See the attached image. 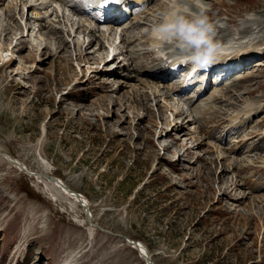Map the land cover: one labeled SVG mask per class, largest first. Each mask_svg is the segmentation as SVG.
<instances>
[{
    "label": "rangeland",
    "instance_id": "obj_1",
    "mask_svg": "<svg viewBox=\"0 0 264 264\" xmlns=\"http://www.w3.org/2000/svg\"><path fill=\"white\" fill-rule=\"evenodd\" d=\"M4 1V8L0 6V9L5 11L18 3L20 14L15 18L18 29L12 20L2 15L4 11H0V264H63L67 260L64 264H148L147 257L140 251L141 246L133 248L135 242L145 246L154 264H264V221L261 222V217L260 220L254 218L253 212L245 207L253 205L250 198L264 194H251L243 186L242 192L250 195L243 201L244 206L232 211L235 205L233 194L223 196L218 190V182H215L218 181V170L213 180L208 178L209 173H214L210 166L212 160L216 162L212 165L214 169H221L222 165L228 164L218 158L216 150L222 149L217 145H209L217 142L215 138L206 137L205 145L194 149L193 156L183 155L185 148L193 147L194 144L198 147L199 142L194 139L198 135L202 137L194 132L193 125L191 130H187L189 136L183 138V142L188 144L186 147L171 148L165 152L162 147L172 146L178 137L174 136L177 131H173V136H170L168 125H161L159 120L160 109L165 104H159V108L155 107L153 112L150 106L152 120H145L140 125L143 132L146 131L143 138H138V130H135L139 122L132 121V108L125 110L118 103L112 106L114 96H118V102L124 99L122 103H125L134 98L133 86L138 87L133 84L131 87L129 82L133 81L121 78L123 74L119 64L110 72L114 60L128 62L126 53L118 54L115 59L113 55H116V51L120 52L117 47L128 45L133 39L132 29L122 26L125 34L123 41L121 28L117 34L109 36L111 40L106 38L108 32L103 33L100 40L98 29H101V33L102 30L105 32L110 24H98L89 14L74 15L62 1L40 0L48 8V12L41 8L42 14L47 12L48 16L53 13L44 25H53L37 32L34 19L29 21L27 16L26 6L30 0ZM37 2L39 0H35ZM263 4L264 0H211L209 15L213 20L222 14L220 26H228L233 30H239V26L251 20V31L244 33L243 39L261 38L257 41L261 44L264 43V14L260 13ZM162 5L168 7L166 3ZM64 12L73 21L82 19L87 25L96 27L97 34L88 32V29L85 31V28L77 29V25L72 33L70 20L62 16ZM227 15L230 18L225 19ZM148 17L152 18L150 14ZM133 18L134 15L129 14L128 19ZM5 27L10 30L8 35L2 30ZM145 28L141 27L137 31ZM48 32V37L62 35L67 45L66 53L65 50H59L58 57L57 42L51 38L45 43L46 37L42 33ZM94 38L97 40L87 50L88 57L97 56L96 60L101 59L103 50L97 45L98 41L112 46L109 47L110 53L99 62L91 60L87 63L83 61L85 57L78 59L77 42L87 46ZM41 41L49 44L51 49L45 48L44 44H40ZM31 44H34V53L30 51ZM132 47L130 45L129 49ZM7 48L9 51H6ZM258 60L251 59L252 68L238 69L228 80L229 84L235 85L248 72L258 73L252 77L257 79L256 82L247 84V79L242 85L244 89L235 85L236 98L245 102L232 107V114L228 116L226 113L228 118L245 105L256 102L255 95H264V61ZM108 64L109 69L106 68ZM22 65L24 73L21 71L17 75ZM96 68L110 72L105 73L106 76L99 73L96 83L101 86L100 90L89 75L90 70ZM79 73H82L83 82L73 88L78 78L73 79ZM116 73L121 76L114 75ZM121 79H124L120 83L121 89L110 92L119 86H113L115 81ZM216 79L212 77L213 83H209L202 98H207L216 87L223 85L214 84ZM107 83L109 85L104 87L103 84ZM123 83L128 85L124 86ZM109 86L112 90H108ZM127 86L131 90L126 89L129 88ZM202 87L200 82L191 90L189 97L199 94ZM127 91L130 97L126 100ZM106 95L109 100L101 107V97ZM82 96H85V100H81ZM173 96L177 97L176 94ZM129 105L133 106L134 103L131 101ZM151 105H154L153 101ZM210 108L203 112L207 121L212 117L220 119L222 112H228L225 108L221 112L215 106ZM261 110L256 120H264L263 108ZM137 112L143 115V110L138 109ZM163 115L169 119L172 117L171 111L165 113L164 110ZM116 116L126 118V123L119 124L120 119ZM176 119L172 125L183 121L178 117ZM218 119L210 125L213 123L218 126ZM108 122L110 126L106 124ZM152 122L157 126L159 124V129H154V132H151ZM227 123L226 119L224 125L227 126ZM261 128H257L258 133L264 132V127ZM199 129L206 136L205 128ZM247 131L244 129V132ZM159 136L161 139L156 142ZM239 139V136H233L230 141L219 145L226 150ZM170 141L172 143L168 145ZM197 156L201 157L198 162ZM260 157L253 160L257 163L250 170L256 172L264 169V156ZM248 171L243 172L244 177L248 176L244 175ZM236 174L240 175L239 183L244 184L241 172L235 168L227 172L225 177L234 180ZM49 177L63 180L70 189L89 201L90 208L75 203L60 189H52L46 182L50 180ZM229 183L226 182L230 187ZM238 210H242L243 214ZM16 257H19L17 263Z\"/></svg>",
    "mask_w": 264,
    "mask_h": 264
},
{
    "label": "bare ground",
    "instance_id": "obj_2",
    "mask_svg": "<svg viewBox=\"0 0 264 264\" xmlns=\"http://www.w3.org/2000/svg\"><path fill=\"white\" fill-rule=\"evenodd\" d=\"M60 1H62V0H60ZM150 1H153V0H137V3L135 5H140L142 3L145 5V4L149 3ZM4 2H5L4 0H0L1 8H4ZM1 3H3V4H1ZM29 3L30 4L26 6L27 11H28L27 16L29 17V21H31V19H34V24L37 25V27H38L37 32H41V30L48 29L50 27V25H53V23H48L47 25H44L46 23L45 20L48 19L49 17H51V15L53 14V13H51L48 16L46 15V13L48 12V8H46L47 6L43 7V5H45L44 3H41L40 0L37 3H35V0H33V2H31V0H30ZM163 3L168 4V5H165V6H168V7H165L166 9H168L170 6L171 0H156L155 5L151 8L150 12H147V10L141 12V14H140L141 16H136L133 19V20H135L138 17H140L136 21L131 20V21L123 22V20H120L116 17H110V18L108 17V18H104V20L101 18H98L97 19L98 22L100 21L99 24L105 23V22L110 24L109 27L107 28V30H105V32H104V30H102V33H101V29L99 28L98 31H100V34H97L95 32L96 27H94L93 25H87L85 23V21L82 19H79L77 22L73 21V18H71L68 15H65V12L63 13L62 16L64 18H66L67 20L68 19L70 20V23H69L70 24V31L72 33L74 31L75 26L77 25V29H79L81 27V28H85V31H87V29H88V32H92L93 34L94 33L97 34L98 36H100V40H101L102 34L107 33V32L109 34L107 35L106 38H108L107 40H109V39L111 40L112 38H110L109 36L112 35L113 33L117 34L119 32L118 29L121 28L122 31L120 32V36H122L121 38L123 41V39L125 40V38H124L125 34L123 33L124 28L122 26L129 27L130 29H132L131 35H134L133 42L136 43L137 45H139L140 48L129 50V49H127V45H125V44L122 47H117V50L119 49L120 52L116 51L115 52L116 55H113V57H114L113 59H115V57L118 54H125L126 53L127 54L126 56H128V62L123 63V62H121V60L118 61V59H117V61L114 60L115 61L114 62L112 59V60H109L108 63L113 61L111 64L112 68L110 69L111 70L110 72L115 70L119 64L121 67V69H120L121 74L124 75L126 73L125 74L126 76L122 75L121 78L125 77L126 80L133 81L134 83L129 82V84H131V87L133 85L138 86V87L133 86L134 87L133 88L134 98L127 101L128 103L125 102L126 105H125V103H122V101H124L123 98H122L123 100L119 99V100H121L120 102H118L116 100V98L118 96H114L113 99L115 101H114V103H112L113 107L115 106V104L118 103L120 105V108H125V110L127 108L129 110L132 108V110H133L132 113L134 115L132 117V121L138 120V122H139V124H137V126L135 127V130H138V138H143L145 136V133H146L145 130H147L145 128V130H144L145 132H143L142 128H140V125L143 124L145 120H149V119L152 120L151 107H152V112H153L155 110V107H156V109L159 108V104H160V106H161V104H165L164 106H162V109H160V111L162 110L161 115L159 117V120L162 122L161 125H165V124L168 125V127H169L168 128V130H169L168 134H170V136H173V131L174 132L177 131V135H174V136H178L175 139V141L173 142L172 146H167V145L163 146L162 145L163 146L162 149L165 152L169 151L171 148L186 147L188 144L183 142V138L185 136H189V134L187 135V130H189V129L191 130V128H192L191 126H193V125H195V127L193 128L194 132H198V134H201L202 137L200 135H198L199 137H197V139H194L195 142H197V143L199 142L198 147L195 146V144H194L195 142H194L193 147H188V148L184 149L185 152L183 153V155L185 154L186 156L192 155V152L194 151V149L197 150V149L201 148L202 145L204 146L206 143V136L203 135L202 132H199L200 131L199 128H205L204 129L205 133H206V135L208 134L209 136H215L216 133H220L218 135V137H216L217 140H225V139L229 140L233 136H236L234 134H239L241 136L240 140L234 142L230 147L226 148V150L221 145H219V143L218 144H216L215 142L209 143L210 146H211V144L214 146L217 145L222 149V150H218V148H217L216 153L219 154L218 158H221L222 162H228V164L222 165L221 169H219L217 167L214 169V168H212V165H215L216 162L212 160V164L210 166H211V172L213 171L214 173H212L213 175L211 173H209L208 178L212 179L214 176L216 177V175L219 172V175H217L218 181H215V182H218V185H219L218 190L220 191V193H222L223 196H225L227 194H229V195L233 194L232 197L234 198L233 200H235V202H234L235 205H233L234 208H232V211H236L238 208L242 207L243 201L247 200L248 195H250L249 193H247V195H245V193L242 192L241 189L243 186L247 187V190L251 194H254V195L264 194V169H262V170L258 169L252 175H248L247 177L243 176V172L247 171L248 169L249 170L252 169L251 167L254 168L255 161H253V160L257 159L260 155H261V157L264 156V132L258 133V130H257L258 127L261 128L264 126V122L259 121V120L255 121V116H257L260 113V111L262 112V110H261L262 108L264 110V105L262 106L259 104V105L253 107L252 105L248 104L245 107H243V109H241L238 113H236L235 115H231V117H229V118H228V116H229L228 112L226 111V112H222V114L220 115L221 116L220 119L212 117L209 121H207L206 120L207 116L205 117L203 114L205 109L210 110L211 106H215L221 112V109H223V106L226 109L230 106H235V103L239 102L235 96L236 89H232L231 85H228V84H226L225 86H223L221 88H216L212 92L210 99L208 101L204 102L205 99L200 98L201 95L203 94V92H201L198 95V98L195 100L193 97L185 98L184 93H188V92H186L188 89L187 88L188 83L185 85L186 71L187 70H182V71L178 72L180 75L177 74V76L172 80L169 79L167 81L161 82V84L159 83V81L162 80V78L166 75V73H165L166 68L168 66H170L171 64H175V62L169 63V60L172 59L173 57H172L171 53L169 51H167V49L157 50L156 46H159V45L154 43L150 39L145 41V39L149 37L147 30L150 27L148 29H146V28L142 29L140 31V34H138L139 31H137V30L140 29L142 26H147L146 21L148 20L149 14L152 16V18L150 19V21L152 23L154 21H156L157 19H159L161 13L165 11V8L162 5ZM17 4L18 3H14L12 5L13 8H7V9H5V11L3 9H0V11H4V13H2V15H4V17L12 20L19 29V25L15 21V18L17 19V15L20 14V12H18V10H17V8H19V5H17ZM14 5H16V6H14ZM9 7H11V6H9ZM41 8H45L47 12L42 14V12L40 10ZM23 9H24V7H23ZM16 10H17V13H16ZM159 10H161V11H159ZM209 12H210V10H209ZM260 13H261V15L264 14V7ZM23 14H25V13H23ZM72 14L75 15L77 13H76V11L75 12L72 11ZM49 20L47 22H49ZM251 22L252 21L249 20V21H246V23L239 26V32L240 33L234 32L228 26L216 25L215 28H218L219 31L221 32V35H217L216 38L219 39L221 37H224V38L228 37L229 39H234L237 43L239 41V39L242 38L241 34L247 32V31H249V32L251 31V27H250ZM256 23H257V19H255L254 24L256 25ZM29 27H32V25H29ZM58 29H60V28H58ZM2 30H3V32H6V35H8L10 32L9 28H7V27L2 28ZM50 30H51V28H50ZM252 30H254V28ZM58 32H60V31H58ZM42 34H45V37H46V39H44L45 43L50 38L53 42H55V41L57 42L58 46H57L56 54H58V57L60 56L59 50L60 51L65 50L64 53L67 52V45H66V42L61 37L62 35L59 37H54V36L48 37L49 32L47 34L46 33H42ZM43 37H44V35H43ZM95 40H97V38L92 39L87 44V46H85V45L82 46L80 41L77 42V45L79 47L78 59L82 60V58L85 57L83 59V61H85L87 63H89L91 60L96 61V62H99L100 60L103 61L104 56H106V54L110 53L112 46H107L105 44V42L98 41V44L97 43L96 44L100 46V50H103V52L101 54L102 56H100L101 59L99 60V58H98L96 60L97 56H94L92 58L87 56V54L89 53V52H87V50L91 48V46L93 45V42ZM252 41L244 43V44L239 43L238 45H232V46H229L228 48L223 47V49L221 50L222 56L220 59L221 65L218 68V69L224 68L221 70L222 73H225V75H223L222 78L223 77L227 78L228 76H231V74L236 69H238L239 67H244V68L248 67L249 66L248 61L250 59H253L255 57H261L260 61L264 60V43H262L263 46H261V47L259 46V48H258L256 46L258 44V42L253 43ZM21 42H23V39L21 40ZM45 43L43 41L40 42V44L45 45V48H47V47L50 48V45L45 44ZM109 47H111V48H109ZM8 49L9 48H7L6 51ZM230 49H232V50H230ZM258 49H260L259 54L257 53ZM30 51H31V53L35 52L34 44H31ZM10 59H12V58H10ZM131 65H132V67H131ZM106 66H107L106 68L109 69V67H108L109 64ZM107 69L106 70L104 69V71H102V70H99L98 68H96V70L95 69L90 70L91 73L89 75L91 76L92 80L96 83V79L99 78V73H103L104 76H106L105 73H110L109 70L107 71ZM218 69H215L213 72L217 71ZM24 70L25 69L23 68V65H22V67L20 66V68L17 71V75L21 71L24 73ZM82 72L84 73L83 70H82ZM87 73H88V71H87ZM81 75H82V73H79L73 79V80H76V78H78V80L76 81V85L73 88H76V86L78 84H80V82L81 83L83 82V80H81V78H82ZM114 75L119 76L120 73H116ZM200 75H201V73L197 74L195 77L198 78V77H200ZM253 75H250V76L246 77L245 79L241 80L240 81L241 84L239 86L244 85L246 83L247 79L251 80ZM110 79H112V77ZM86 80H87V78H86ZM122 80H124V79L116 80L115 84L113 86L116 87V84H119V86L110 92L115 93V92L119 91L121 89V86H122V85H120V83L124 82ZM192 80H193V78H191V81ZM106 81H108V80L106 79ZM117 81H118V83H116ZM198 83H200V81L196 82V85ZM106 85L108 86L109 83L103 84L104 87ZM123 85L126 86L128 84L123 83ZM160 85H163V90L165 91L164 92L165 94H160V90H159ZM111 86L107 87L108 90H112ZM100 87L101 86L98 87V90H100ZM127 87H129V88H126V89L131 90L130 86H127ZM139 87L142 88L141 92H145L146 94L141 93ZM101 89H103V88H101ZM169 93H175L178 96L176 98L174 96L172 98H169L166 96V95H171ZM125 95H126V97H125L126 100L129 99L128 97H130V95L128 94V91L125 93ZM80 98H81V100L82 99L85 100V96H82ZM259 98L263 100L264 95H259ZM101 100H102V102L100 105L102 107L105 104L104 102L109 100L108 95L102 96ZM131 101L134 103L133 106L129 105V104H131ZM152 101L154 102V105H151ZM106 107L108 108L107 103H106ZM85 108L87 110L90 109V107H85ZM79 109L81 110V108H79ZM138 109L143 110V115L140 116L138 114V112H137ZM184 109H185V111H184ZM164 110H165V113L171 111L172 117L170 119H169V117H165L164 116L165 114L163 115ZM116 112H115V114H117ZM226 113L228 116L226 115ZM153 114H155V113H153ZM198 114H202V116H199ZM121 115L122 114H120V116ZM116 117L118 119H120V121H118L119 124L122 125V124L126 123V121H125L126 118H119V116H116ZM176 117H178L179 119H183V121L177 122L176 124L172 125V123L177 121ZM215 119H218L217 122L218 123L220 122V124L218 126H214L213 123L210 125V123L213 120L215 121ZM226 119L228 121L227 126L224 125V123L226 122ZM106 124L109 125L110 123L108 122ZM230 124H231V126L229 127L228 125H230ZM152 125L153 126H152L151 132H154L155 131L154 129H159V124L157 126V124L152 122ZM209 125H210V127H209ZM246 127H249L250 131L244 134V133H242V129H244ZM161 128H162V126H161ZM222 133H224V134L222 135ZM161 136H159L158 141H156V142L160 141ZM261 141H263V142H261ZM171 143H172V141H170L168 143V145L169 144L171 145ZM222 151H225L226 153H223ZM253 152H254V154H252ZM179 154H181V152ZM2 157H5V156H2ZM200 158H201L200 156H197L196 162H198L200 160ZM5 159H7L9 162L11 161V159H9V158L5 157ZM178 162H179V160H178ZM194 162H195V160H194ZM12 163H15V162L13 161ZM171 166L173 167V163L171 164ZM262 166L264 168V165H262ZM232 168L233 169L235 168L236 171L239 170L241 172V174H242L241 178L245 182H247V184L244 181H243L244 184L239 183V182H241L239 174H236V178L234 180H229L228 178L225 177L227 172L230 173V171H233ZM216 170H218V172ZM48 179H50V180H47L46 182H47V184L50 185V187L52 189H53V187L55 189L58 188V189H60L61 192L68 195L70 199H73L75 203L78 202L81 206H85L86 208L87 207L90 208L89 201L84 196H82L78 193H75L72 189H70V187H68L63 182V180H61L59 178H53V177H49ZM226 182H230L229 184L231 186L229 187V185H227ZM235 192H238V193L235 194ZM249 200L251 201V204H253V205L248 204V206L246 205L245 207H247L248 209H250L253 212L254 218H256L257 220H260V217H261V222L264 221V218L262 217V216H264V196L261 195L260 197H252ZM73 205H75V204L73 203ZM258 205H260V208L258 207ZM255 210H257V212H255ZM237 212H242V210H238ZM242 214H243V212H242ZM24 239H25V235H24ZM139 243L140 242H138V243L135 242V244H133V245H135V246H133V248L141 246L140 248L143 249V251H142V249L140 250L141 253L150 259V253L148 252V250L145 248V246L142 243H140V244ZM148 255H149V257H148ZM66 262H64V263H66ZM149 264H154L152 259L150 260Z\"/></svg>",
    "mask_w": 264,
    "mask_h": 264
},
{
    "label": "clouds",
    "instance_id": "obj_3",
    "mask_svg": "<svg viewBox=\"0 0 264 264\" xmlns=\"http://www.w3.org/2000/svg\"><path fill=\"white\" fill-rule=\"evenodd\" d=\"M204 0H171L147 30L149 39L169 51L177 64H190L192 71L207 70L222 56L215 39V22Z\"/></svg>",
    "mask_w": 264,
    "mask_h": 264
},
{
    "label": "water",
    "instance_id": "obj_4",
    "mask_svg": "<svg viewBox=\"0 0 264 264\" xmlns=\"http://www.w3.org/2000/svg\"><path fill=\"white\" fill-rule=\"evenodd\" d=\"M147 257V256H146ZM147 259V261H148V264L150 263V259L149 258H146Z\"/></svg>",
    "mask_w": 264,
    "mask_h": 264
},
{
    "label": "snow or ice",
    "instance_id": "obj_5",
    "mask_svg": "<svg viewBox=\"0 0 264 264\" xmlns=\"http://www.w3.org/2000/svg\"><path fill=\"white\" fill-rule=\"evenodd\" d=\"M114 6H118V4L114 5Z\"/></svg>",
    "mask_w": 264,
    "mask_h": 264
}]
</instances>
